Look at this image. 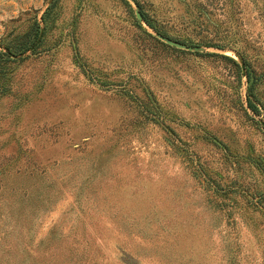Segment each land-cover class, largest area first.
Instances as JSON below:
<instances>
[{
    "label": "rangeland",
    "instance_id": "374dc122",
    "mask_svg": "<svg viewBox=\"0 0 264 264\" xmlns=\"http://www.w3.org/2000/svg\"><path fill=\"white\" fill-rule=\"evenodd\" d=\"M0 51V264H264V0H0Z\"/></svg>",
    "mask_w": 264,
    "mask_h": 264
},
{
    "label": "trees",
    "instance_id": "16d2710c",
    "mask_svg": "<svg viewBox=\"0 0 264 264\" xmlns=\"http://www.w3.org/2000/svg\"><path fill=\"white\" fill-rule=\"evenodd\" d=\"M139 11H140V15H141V19H139L140 21H143L146 25H148L149 27H151L154 31L160 33L161 35H165L167 36V32L165 30H163L162 28H160L158 26V24L156 22H154L150 16L141 8V6H139ZM139 21V22H140ZM39 33V25H37L33 30L28 31L26 33H24L22 35V40H23V46L19 49L20 51H23L25 49H27L30 46V41H34L35 38L37 37ZM31 38V39H30ZM15 52V51H14ZM4 54L5 52H1L0 54ZM13 50H8L7 54H12ZM248 105L252 108V109H256L255 104L248 98L247 101Z\"/></svg>",
    "mask_w": 264,
    "mask_h": 264
},
{
    "label": "water",
    "instance_id": "95a60500",
    "mask_svg": "<svg viewBox=\"0 0 264 264\" xmlns=\"http://www.w3.org/2000/svg\"><path fill=\"white\" fill-rule=\"evenodd\" d=\"M138 17H139V18H141V15H140V13H138Z\"/></svg>",
    "mask_w": 264,
    "mask_h": 264
}]
</instances>
